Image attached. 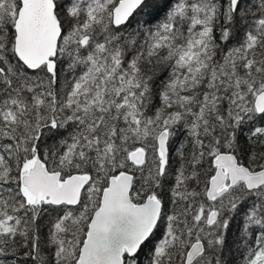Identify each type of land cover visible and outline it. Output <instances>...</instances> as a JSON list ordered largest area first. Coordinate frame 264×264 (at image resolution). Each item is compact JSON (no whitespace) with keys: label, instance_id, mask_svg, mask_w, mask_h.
Instances as JSON below:
<instances>
[{"label":"snow or ice","instance_id":"snow-or-ice-1","mask_svg":"<svg viewBox=\"0 0 264 264\" xmlns=\"http://www.w3.org/2000/svg\"><path fill=\"white\" fill-rule=\"evenodd\" d=\"M18 252L264 264V0H0V264Z\"/></svg>","mask_w":264,"mask_h":264},{"label":"trees","instance_id":"trees-1","mask_svg":"<svg viewBox=\"0 0 264 264\" xmlns=\"http://www.w3.org/2000/svg\"><path fill=\"white\" fill-rule=\"evenodd\" d=\"M162 16H163V13H161V18H162ZM154 23H155V21H154ZM146 252H147V250H146ZM25 259H26V257L22 254V252H18L16 254V256L14 257V259H9L7 261V264H22V262ZM144 264H147L146 260H145ZM236 264H239V260L238 259L236 260Z\"/></svg>","mask_w":264,"mask_h":264}]
</instances>
